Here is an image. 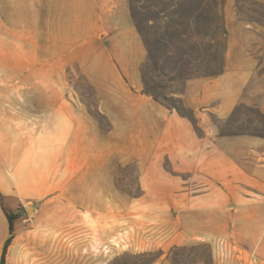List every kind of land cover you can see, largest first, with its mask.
I'll return each instance as SVG.
<instances>
[{"label": "crops", "instance_id": "1", "mask_svg": "<svg viewBox=\"0 0 264 264\" xmlns=\"http://www.w3.org/2000/svg\"><path fill=\"white\" fill-rule=\"evenodd\" d=\"M147 60L129 0H0V264L9 240L5 264H27L32 243L65 241L18 235L23 212L55 229L113 210L116 163L137 165L156 210L195 212L196 234L213 244L218 224L204 217L231 205L233 237L264 252V139L220 136L214 123L241 105L264 114V26L246 24L229 43L221 75L188 82L202 138L145 93ZM173 173L193 174V192Z\"/></svg>", "mask_w": 264, "mask_h": 264}, {"label": "rangeland", "instance_id": "2", "mask_svg": "<svg viewBox=\"0 0 264 264\" xmlns=\"http://www.w3.org/2000/svg\"><path fill=\"white\" fill-rule=\"evenodd\" d=\"M129 4L148 49L142 70L145 93L187 118L197 136L205 137L206 131L198 127L195 108L187 98V84L216 78L224 72L229 43L239 40L246 24L264 26V0H129ZM86 94L94 105L91 89ZM94 115L101 119L103 133L109 132V123ZM214 123L220 136L264 139V114L254 106L241 105L230 118L214 119ZM166 167L170 169L168 164ZM173 175L183 180L188 192H193V174ZM108 177V185L117 191L109 194V208L114 209L82 214L85 226H35L33 214L22 213L18 235L66 238L53 250L52 246L58 243H32L24 263L264 264V252L238 241L243 235L233 237L227 226L231 205L204 217L218 224L214 228L217 241L213 244L196 234L195 212L155 209L153 197L149 199L143 193L135 163L113 164ZM207 229L213 227L204 228Z\"/></svg>", "mask_w": 264, "mask_h": 264}, {"label": "trees", "instance_id": "3", "mask_svg": "<svg viewBox=\"0 0 264 264\" xmlns=\"http://www.w3.org/2000/svg\"><path fill=\"white\" fill-rule=\"evenodd\" d=\"M132 11V10H131ZM148 94V93H147ZM151 95V94H149ZM152 96V95H151ZM153 97V96H152ZM8 219H9V223H10V230H11V234L13 235V232H14V220L16 219V216L15 215H8ZM10 244V240L7 242L6 244V248H5V251H4V254H3V257H2V261H1V264H5L6 262V250H7V247L9 246Z\"/></svg>", "mask_w": 264, "mask_h": 264}]
</instances>
